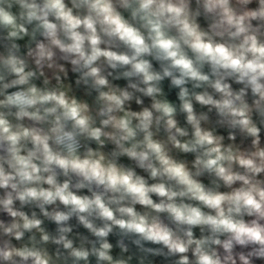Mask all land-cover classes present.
<instances>
[{"label":"clouds","instance_id":"clouds-1","mask_svg":"<svg viewBox=\"0 0 264 264\" xmlns=\"http://www.w3.org/2000/svg\"><path fill=\"white\" fill-rule=\"evenodd\" d=\"M0 264H264V0H0Z\"/></svg>","mask_w":264,"mask_h":264}]
</instances>
